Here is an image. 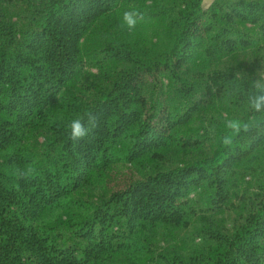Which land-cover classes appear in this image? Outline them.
Here are the masks:
<instances>
[{
    "label": "trees",
    "instance_id": "trees-1",
    "mask_svg": "<svg viewBox=\"0 0 264 264\" xmlns=\"http://www.w3.org/2000/svg\"><path fill=\"white\" fill-rule=\"evenodd\" d=\"M202 2L0 0V264H264V0Z\"/></svg>",
    "mask_w": 264,
    "mask_h": 264
},
{
    "label": "clouds",
    "instance_id": "clouds-1",
    "mask_svg": "<svg viewBox=\"0 0 264 264\" xmlns=\"http://www.w3.org/2000/svg\"><path fill=\"white\" fill-rule=\"evenodd\" d=\"M142 19L143 16L138 10H125L121 16L122 27H126L129 31H132L136 28L138 21ZM249 86L254 90L253 94L249 97L250 109L257 113L264 112V67L257 70L252 78H249ZM85 117L87 118L89 127L85 126ZM253 126V124L240 119L226 120L225 127L228 129V133L221 138V143L226 147L231 146L234 137L239 136L241 132L250 131ZM255 126H258V124ZM95 127L96 117L91 112L85 113L84 116L74 118L68 124L70 139H82L89 134L91 128ZM31 173L32 169H27L22 172L21 175L26 178L30 176Z\"/></svg>",
    "mask_w": 264,
    "mask_h": 264
},
{
    "label": "rangeland",
    "instance_id": "rangeland-1",
    "mask_svg": "<svg viewBox=\"0 0 264 264\" xmlns=\"http://www.w3.org/2000/svg\"><path fill=\"white\" fill-rule=\"evenodd\" d=\"M212 0H203L202 5L204 8H207L211 4Z\"/></svg>",
    "mask_w": 264,
    "mask_h": 264
}]
</instances>
